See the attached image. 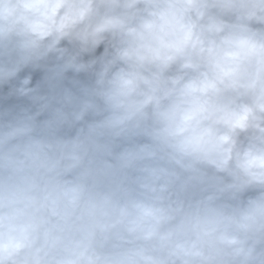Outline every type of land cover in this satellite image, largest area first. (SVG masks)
<instances>
[{"label":"clouds","instance_id":"1","mask_svg":"<svg viewBox=\"0 0 264 264\" xmlns=\"http://www.w3.org/2000/svg\"><path fill=\"white\" fill-rule=\"evenodd\" d=\"M0 264H264V0H0Z\"/></svg>","mask_w":264,"mask_h":264}]
</instances>
